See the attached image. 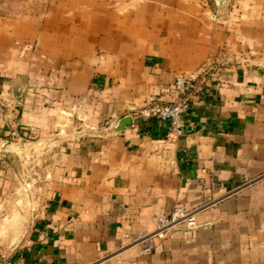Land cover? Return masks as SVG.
I'll use <instances>...</instances> for the list:
<instances>
[{"label": "crops", "instance_id": "obj_1", "mask_svg": "<svg viewBox=\"0 0 264 264\" xmlns=\"http://www.w3.org/2000/svg\"><path fill=\"white\" fill-rule=\"evenodd\" d=\"M202 69L181 138L134 119ZM13 141L52 160L33 201ZM176 209L194 229L131 246ZM2 256L264 264V0H0Z\"/></svg>", "mask_w": 264, "mask_h": 264}, {"label": "built area", "instance_id": "obj_2", "mask_svg": "<svg viewBox=\"0 0 264 264\" xmlns=\"http://www.w3.org/2000/svg\"><path fill=\"white\" fill-rule=\"evenodd\" d=\"M215 75L216 71L214 69H202L196 73L175 77L172 85L162 91L167 100L163 99L146 105L134 115V119L139 122L150 120L161 122L168 127V138H181L187 125L186 117L189 105L198 90V86L201 81L211 79ZM24 194L26 193L24 192ZM191 219V214L185 213L181 209L173 211L168 220L157 217L154 219V232L144 238H134L131 246L139 249L141 253L147 254L150 251L152 240L164 239L170 231L180 226L184 227L186 232L194 229V223ZM0 264L16 263L13 259L2 256Z\"/></svg>", "mask_w": 264, "mask_h": 264}, {"label": "rangeland", "instance_id": "obj_3", "mask_svg": "<svg viewBox=\"0 0 264 264\" xmlns=\"http://www.w3.org/2000/svg\"><path fill=\"white\" fill-rule=\"evenodd\" d=\"M12 144L15 145L17 167L20 170L18 179L22 188V196L19 200L23 201L27 198L33 201L37 191L44 185L45 180L49 179L52 160L48 162L47 148L39 142L18 143V141H13Z\"/></svg>", "mask_w": 264, "mask_h": 264}]
</instances>
